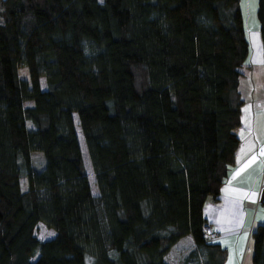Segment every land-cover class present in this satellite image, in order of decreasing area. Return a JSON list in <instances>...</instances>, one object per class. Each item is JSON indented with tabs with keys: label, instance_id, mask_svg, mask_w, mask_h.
<instances>
[{
	"label": "trees",
	"instance_id": "1",
	"mask_svg": "<svg viewBox=\"0 0 264 264\" xmlns=\"http://www.w3.org/2000/svg\"><path fill=\"white\" fill-rule=\"evenodd\" d=\"M249 55L240 0H0V264H166L187 237L180 264H227L203 207ZM247 249L264 264V222Z\"/></svg>",
	"mask_w": 264,
	"mask_h": 264
},
{
	"label": "crops",
	"instance_id": "2",
	"mask_svg": "<svg viewBox=\"0 0 264 264\" xmlns=\"http://www.w3.org/2000/svg\"><path fill=\"white\" fill-rule=\"evenodd\" d=\"M258 0H240L246 38L258 34ZM243 101L240 141L235 163L229 168L218 200L208 199L203 215L214 235V242L227 251V264H251L246 243L251 226L264 222V67L246 69L239 82ZM192 242V240H191Z\"/></svg>",
	"mask_w": 264,
	"mask_h": 264
},
{
	"label": "rangeland",
	"instance_id": "3",
	"mask_svg": "<svg viewBox=\"0 0 264 264\" xmlns=\"http://www.w3.org/2000/svg\"><path fill=\"white\" fill-rule=\"evenodd\" d=\"M250 41H248L249 44V60H248V69L254 70L258 67H264L263 65V57H262V45H261V39L260 34L251 35ZM19 77L23 80L28 81V70L26 68H21L18 72ZM26 107H32L33 102H27L25 104ZM28 125L31 127V124L28 123ZM31 159L32 164L35 169H40L43 166L44 157L42 153L39 152H33L31 153ZM21 188L23 191L27 189V182L25 180L21 181ZM36 238L41 241H47L52 239L55 236V232L52 230L46 229L43 225H38L36 232H35ZM250 236V231H248L247 235V242L248 238ZM248 244V243H246ZM193 244L191 242V238L187 237L183 240H181L179 243H177L169 252V254L165 257V263L166 264H180L182 259L192 250ZM247 253V252H246Z\"/></svg>",
	"mask_w": 264,
	"mask_h": 264
},
{
	"label": "built area",
	"instance_id": "4",
	"mask_svg": "<svg viewBox=\"0 0 264 264\" xmlns=\"http://www.w3.org/2000/svg\"><path fill=\"white\" fill-rule=\"evenodd\" d=\"M260 189H261V190L264 189V180H262V182H261V184H260ZM253 227H254V226H251V228H250V234H251V232H252ZM202 238H203L205 241H207V242H213L214 239H215V235H214L212 229H211L209 226H207V225L204 226L203 229H202ZM249 238H250V236H249ZM249 238H248V242H249ZM248 242H247V243H248ZM247 245H248V244H246V250H248V249H247Z\"/></svg>",
	"mask_w": 264,
	"mask_h": 264
}]
</instances>
